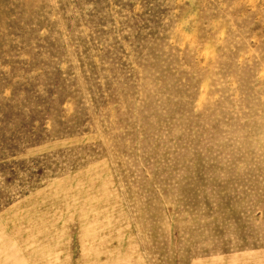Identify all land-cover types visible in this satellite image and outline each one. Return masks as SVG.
<instances>
[{
    "label": "rangeland",
    "instance_id": "rangeland-1",
    "mask_svg": "<svg viewBox=\"0 0 264 264\" xmlns=\"http://www.w3.org/2000/svg\"><path fill=\"white\" fill-rule=\"evenodd\" d=\"M0 264H264V0H0Z\"/></svg>",
    "mask_w": 264,
    "mask_h": 264
}]
</instances>
